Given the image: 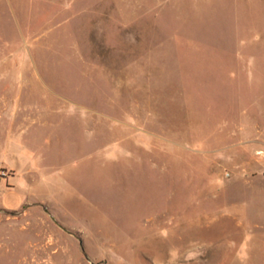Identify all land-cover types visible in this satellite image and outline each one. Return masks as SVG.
I'll use <instances>...</instances> for the list:
<instances>
[{
  "label": "rangeland",
  "instance_id": "1",
  "mask_svg": "<svg viewBox=\"0 0 264 264\" xmlns=\"http://www.w3.org/2000/svg\"><path fill=\"white\" fill-rule=\"evenodd\" d=\"M0 264H264V0H0Z\"/></svg>",
  "mask_w": 264,
  "mask_h": 264
},
{
  "label": "crops",
  "instance_id": "2",
  "mask_svg": "<svg viewBox=\"0 0 264 264\" xmlns=\"http://www.w3.org/2000/svg\"><path fill=\"white\" fill-rule=\"evenodd\" d=\"M23 200V196L19 192H13L4 196L3 201L0 204L5 207L18 208L24 202Z\"/></svg>",
  "mask_w": 264,
  "mask_h": 264
}]
</instances>
